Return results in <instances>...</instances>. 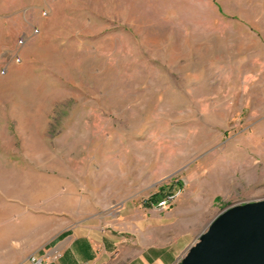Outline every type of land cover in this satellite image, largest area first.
<instances>
[{"label":"rangeland","instance_id":"374dc122","mask_svg":"<svg viewBox=\"0 0 264 264\" xmlns=\"http://www.w3.org/2000/svg\"><path fill=\"white\" fill-rule=\"evenodd\" d=\"M262 200L264 0H0V264L178 263Z\"/></svg>","mask_w":264,"mask_h":264},{"label":"water","instance_id":"95a60500","mask_svg":"<svg viewBox=\"0 0 264 264\" xmlns=\"http://www.w3.org/2000/svg\"><path fill=\"white\" fill-rule=\"evenodd\" d=\"M176 264H264V200L221 211Z\"/></svg>","mask_w":264,"mask_h":264},{"label":"crops","instance_id":"0c3cea01","mask_svg":"<svg viewBox=\"0 0 264 264\" xmlns=\"http://www.w3.org/2000/svg\"><path fill=\"white\" fill-rule=\"evenodd\" d=\"M66 248L67 247H66L65 243L61 244L54 252H52L51 254L48 255L50 257V259L46 261V264H64L63 261L59 262V259L61 257L63 258L62 252L65 251ZM177 259L174 261L173 264L176 263ZM84 264H90V263H84ZM111 264H117V263L113 262Z\"/></svg>","mask_w":264,"mask_h":264},{"label":"trees","instance_id":"16d2710c","mask_svg":"<svg viewBox=\"0 0 264 264\" xmlns=\"http://www.w3.org/2000/svg\"><path fill=\"white\" fill-rule=\"evenodd\" d=\"M179 184V186H181L182 184H181V182L180 183H178ZM164 190V189H163ZM163 193H160V197L159 198H155V199H152V200H154V202H156V201H158V200H160V199H163L165 196H163L162 195ZM153 203H151L150 205H152Z\"/></svg>","mask_w":264,"mask_h":264},{"label":"built area","instance_id":"2783aa9c","mask_svg":"<svg viewBox=\"0 0 264 264\" xmlns=\"http://www.w3.org/2000/svg\"><path fill=\"white\" fill-rule=\"evenodd\" d=\"M167 203V201H163V202H161L159 205H161V204H166Z\"/></svg>","mask_w":264,"mask_h":264},{"label":"bare ground","instance_id":"6f19581e","mask_svg":"<svg viewBox=\"0 0 264 264\" xmlns=\"http://www.w3.org/2000/svg\"><path fill=\"white\" fill-rule=\"evenodd\" d=\"M160 206L164 207V206H165V204H161Z\"/></svg>","mask_w":264,"mask_h":264}]
</instances>
